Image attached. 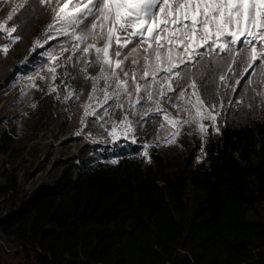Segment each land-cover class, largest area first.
I'll list each match as a JSON object with an SVG mask.
<instances>
[{
    "label": "trees",
    "instance_id": "trees-1",
    "mask_svg": "<svg viewBox=\"0 0 264 264\" xmlns=\"http://www.w3.org/2000/svg\"><path fill=\"white\" fill-rule=\"evenodd\" d=\"M12 143L0 133V154ZM202 151L68 164L0 217V264H264V119L225 123ZM17 190L9 175L0 196Z\"/></svg>",
    "mask_w": 264,
    "mask_h": 264
},
{
    "label": "rangeland",
    "instance_id": "rangeland-1",
    "mask_svg": "<svg viewBox=\"0 0 264 264\" xmlns=\"http://www.w3.org/2000/svg\"><path fill=\"white\" fill-rule=\"evenodd\" d=\"M55 7V0L45 4L40 0H0V23L16 28L11 37L0 31V49L5 45L9 48L6 55L0 51V133L13 137L11 150L0 154V185L12 174L18 183L17 192L0 196V217L18 205L26 193L42 183H52L65 166L80 158L82 166L111 163L133 147L143 154V146L148 145V155L154 149L167 156H182L194 150L203 160V144L209 136L218 135L210 127V117L203 121L209 126L203 144L192 120L180 126L174 142H166L177 130L176 121L195 115L196 96L189 87L192 81L205 105L214 106L219 131L225 123L264 119V72L259 62L244 72L247 53L243 48L239 56L233 51L228 55L211 52L196 57L193 64L177 69L180 77L168 81L160 73L154 86V58L147 83L144 79L143 49L147 44L134 40L122 49L113 38L109 58L115 61L116 53H121L119 59L128 77L120 75L128 81L127 91L117 89L104 66L107 79L95 81L93 93L94 78L102 67L95 48H103L107 25L102 34L89 27L85 41L77 44L71 35L74 29H68L69 35L60 33L61 25L53 21ZM9 15L12 20H8ZM118 35L121 43L127 39ZM17 36L20 39L13 43ZM36 41L42 47H37ZM89 45L94 46L89 53L77 50ZM133 46H137V51L129 54ZM44 53L57 59H49ZM53 68L55 73L49 71ZM230 68L234 69L232 73ZM221 76L227 78L226 82L220 80ZM136 83L141 85L139 93ZM169 83L175 91L168 89ZM52 88L56 91L51 92ZM182 90H186L184 96L180 95ZM105 92L114 98L106 99ZM0 245L7 250L11 247L1 234ZM3 248L0 252L4 254Z\"/></svg>",
    "mask_w": 264,
    "mask_h": 264
},
{
    "label": "snow or ice",
    "instance_id": "snow-or-ice-1",
    "mask_svg": "<svg viewBox=\"0 0 264 264\" xmlns=\"http://www.w3.org/2000/svg\"><path fill=\"white\" fill-rule=\"evenodd\" d=\"M40 2L45 4L51 3L52 0H40ZM55 3L53 21L61 25L59 31L63 35H69V28L74 29L71 35L77 44L85 41L89 27L102 34L104 26L107 25V40L103 48H95L97 59L101 61L102 67L101 72L94 78L93 93L96 91L95 81L107 79L104 66L110 71L112 82L117 89L121 92L127 91L128 81L122 80L120 75L122 73L125 78L128 77V72L122 67L123 61L119 59L121 53H116L115 61L109 58V48L113 38L122 49L127 48L134 40L139 44H147V47L143 49L146 53L144 79L147 83L154 58L155 74L151 78L154 86L160 73H163V78L168 81H172L174 76L180 77L177 69L181 65L193 64L196 57L202 58L211 52L228 55L233 51L239 56L242 48L247 53V68L244 72L247 73L248 69L257 62L261 71L264 72V0H55ZM8 20H12L11 15L8 16ZM0 31L11 37L12 33L16 32V28H9L4 23H0ZM118 33L123 34L127 39L121 43V36ZM19 39L20 37L17 36L12 42H17ZM47 39L48 37L45 36V42ZM35 45L42 47L40 41H36ZM93 47L89 45L77 50L89 53ZM201 49H206V52H201ZM0 51L6 55L9 48L5 45ZM136 51L137 46H133L129 54ZM44 54L49 59H57L51 53ZM127 58L128 56L125 55L124 59ZM132 62L138 63L137 60ZM88 63L90 64V61ZM233 63L235 64L236 61L234 60ZM49 71L55 73L54 68ZM233 71V68L229 69L230 73ZM220 80L226 82L227 78L221 76ZM236 83L239 84V81ZM167 87L175 91L171 83ZM189 87L194 90L193 95L196 96V104L193 105L196 108L195 115L175 122L177 130L172 134V138L166 141L168 143L175 141L180 126L189 123V120L195 122L202 144L209 128L203 123L205 119L210 117L212 122L210 127L219 133L214 106L208 108L205 105L195 81H192ZM50 91L55 92L56 89L52 88ZM140 91L141 85L136 83V92ZM185 91L182 90L180 95L184 96ZM161 95H164L163 91ZM105 97L106 99L114 98L107 92ZM139 102L138 99L137 103ZM165 118L167 119V116ZM129 131H131L130 128ZM111 135L115 138V131ZM143 147L145 149L143 155L148 157L146 149L149 146ZM147 162L151 163V159L148 158ZM111 163L115 164L117 161L113 160Z\"/></svg>",
    "mask_w": 264,
    "mask_h": 264
}]
</instances>
